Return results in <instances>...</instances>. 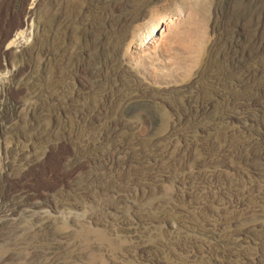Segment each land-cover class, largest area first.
I'll return each instance as SVG.
<instances>
[{
  "label": "rangeland",
  "instance_id": "374dc122",
  "mask_svg": "<svg viewBox=\"0 0 264 264\" xmlns=\"http://www.w3.org/2000/svg\"><path fill=\"white\" fill-rule=\"evenodd\" d=\"M0 264H264V0H0Z\"/></svg>",
  "mask_w": 264,
  "mask_h": 264
},
{
  "label": "water",
  "instance_id": "95a60500",
  "mask_svg": "<svg viewBox=\"0 0 264 264\" xmlns=\"http://www.w3.org/2000/svg\"><path fill=\"white\" fill-rule=\"evenodd\" d=\"M217 135H219L217 138L216 137H210L211 139H210V143H212V145H213V147L215 146V145H218L219 143H221L220 142V140H221V138H222V132L221 133H219V134H217ZM169 138H171V137H168V138H166V139H164L163 141L165 142V140H169ZM224 141V140H223ZM234 144V143H233ZM235 150V149H234ZM234 150H232V152L234 151ZM187 153H188V151H187ZM231 154H233V153H230V155ZM191 158V156H188V158H186L185 157V159H190ZM188 164L190 165L191 163L190 162H188ZM185 168V167H184ZM188 168V167H187ZM187 168H185V170L187 169ZM212 168H215V166H212ZM182 168H180L179 170H181ZM225 178H215V182H216V184H225V185H228L227 183V181L225 182V180H224ZM154 188V187H153ZM156 188H157V186H156ZM228 204V203H227ZM166 205H168V202H166ZM230 206V205H229ZM227 208H230V207H227Z\"/></svg>",
  "mask_w": 264,
  "mask_h": 264
},
{
  "label": "bare ground",
  "instance_id": "6f19581e",
  "mask_svg": "<svg viewBox=\"0 0 264 264\" xmlns=\"http://www.w3.org/2000/svg\"><path fill=\"white\" fill-rule=\"evenodd\" d=\"M24 34H26V33H21V32L14 33L13 34V37L15 39L11 40L7 46L8 47H11V46H14V45H18L20 43L19 36L24 35Z\"/></svg>",
  "mask_w": 264,
  "mask_h": 264
}]
</instances>
